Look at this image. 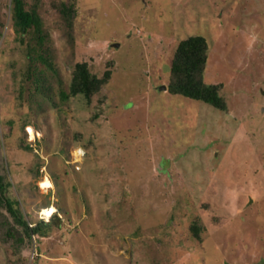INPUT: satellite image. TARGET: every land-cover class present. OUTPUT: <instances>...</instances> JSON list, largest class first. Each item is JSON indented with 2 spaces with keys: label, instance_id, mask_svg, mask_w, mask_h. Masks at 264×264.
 Wrapping results in <instances>:
<instances>
[{
  "label": "rangeland",
  "instance_id": "1",
  "mask_svg": "<svg viewBox=\"0 0 264 264\" xmlns=\"http://www.w3.org/2000/svg\"><path fill=\"white\" fill-rule=\"evenodd\" d=\"M24 3L41 45L0 0V200L57 216L29 239L2 202L0 264H264V0ZM191 35L222 109L160 89Z\"/></svg>",
  "mask_w": 264,
  "mask_h": 264
},
{
  "label": "trees",
  "instance_id": "2",
  "mask_svg": "<svg viewBox=\"0 0 264 264\" xmlns=\"http://www.w3.org/2000/svg\"><path fill=\"white\" fill-rule=\"evenodd\" d=\"M12 18L16 30L23 36L32 30L36 34V39L41 45L43 40V28L41 18L35 7L25 8L24 0H11ZM63 13H68L66 7L62 9ZM69 14V13H68ZM67 14V15H68ZM208 44L204 36L191 35L181 39L170 65V80L166 86L171 94H178L184 97L203 101L211 106L222 109L223 99L219 94V84H207L203 80V71L207 60ZM106 77V75H105ZM105 78H97L91 74L86 63L76 64L73 72L72 82L69 90L70 94H83L88 99L101 87ZM5 183L0 176V190H3ZM1 192V191H0ZM2 195V193H1ZM6 210L10 213L14 221L20 225L25 235L31 239L33 235L45 236L54 227V214L47 222L38 220L34 225L26 221L23 214L20 213V204L16 199L2 197ZM194 234L197 236V226H193Z\"/></svg>",
  "mask_w": 264,
  "mask_h": 264
},
{
  "label": "bare ground",
  "instance_id": "3",
  "mask_svg": "<svg viewBox=\"0 0 264 264\" xmlns=\"http://www.w3.org/2000/svg\"><path fill=\"white\" fill-rule=\"evenodd\" d=\"M29 131L32 133L33 130L29 127L28 128ZM35 134V133H34ZM39 134V133H38ZM32 136L34 137L33 133H32ZM32 137V138H33ZM77 150V149H76ZM79 150V149H78ZM82 151V150H80ZM77 153V151H75ZM79 154V153H78ZM41 187L44 189V190H47V189H50L52 188V183L51 181L49 180V178H44L41 182ZM55 211V207L54 206H51V207H47V208H43V212L47 215H50V213L54 212Z\"/></svg>",
  "mask_w": 264,
  "mask_h": 264
},
{
  "label": "clouds",
  "instance_id": "4",
  "mask_svg": "<svg viewBox=\"0 0 264 264\" xmlns=\"http://www.w3.org/2000/svg\"><path fill=\"white\" fill-rule=\"evenodd\" d=\"M45 208H47V207H45ZM41 210H43V208L41 209ZM45 214V213H44ZM54 214H57L56 213V209H55V211L54 212H52V213H50V215H48V219H43V218H40L39 217V220H42V221H45V222H47V221H49L50 219H51V217L54 215ZM39 215H40V213H39ZM45 215H47V214H45ZM35 223H33L32 225H34ZM31 225V224H30ZM31 225V226H32Z\"/></svg>",
  "mask_w": 264,
  "mask_h": 264
},
{
  "label": "built area",
  "instance_id": "5",
  "mask_svg": "<svg viewBox=\"0 0 264 264\" xmlns=\"http://www.w3.org/2000/svg\"><path fill=\"white\" fill-rule=\"evenodd\" d=\"M40 218H43V219H48V215H45L43 210L40 211V215H39Z\"/></svg>",
  "mask_w": 264,
  "mask_h": 264
},
{
  "label": "water",
  "instance_id": "6",
  "mask_svg": "<svg viewBox=\"0 0 264 264\" xmlns=\"http://www.w3.org/2000/svg\"><path fill=\"white\" fill-rule=\"evenodd\" d=\"M115 45H116V44H115ZM164 88H166V86H164V85L160 86V89H164Z\"/></svg>",
  "mask_w": 264,
  "mask_h": 264
}]
</instances>
